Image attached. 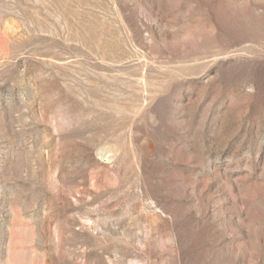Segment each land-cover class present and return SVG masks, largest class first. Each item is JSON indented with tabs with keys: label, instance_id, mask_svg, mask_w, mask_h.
I'll use <instances>...</instances> for the list:
<instances>
[{
	"label": "rangeland",
	"instance_id": "374dc122",
	"mask_svg": "<svg viewBox=\"0 0 264 264\" xmlns=\"http://www.w3.org/2000/svg\"><path fill=\"white\" fill-rule=\"evenodd\" d=\"M0 264H264V0H0Z\"/></svg>",
	"mask_w": 264,
	"mask_h": 264
}]
</instances>
